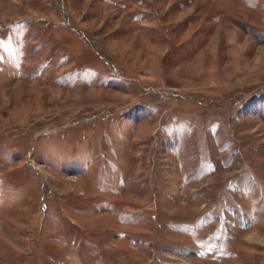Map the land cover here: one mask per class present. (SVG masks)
Returning a JSON list of instances; mask_svg holds the SVG:
<instances>
[{
    "label": "rangeland",
    "instance_id": "rangeland-1",
    "mask_svg": "<svg viewBox=\"0 0 264 264\" xmlns=\"http://www.w3.org/2000/svg\"><path fill=\"white\" fill-rule=\"evenodd\" d=\"M0 264H264V0H0Z\"/></svg>",
    "mask_w": 264,
    "mask_h": 264
}]
</instances>
